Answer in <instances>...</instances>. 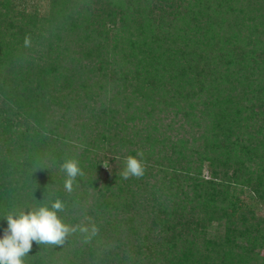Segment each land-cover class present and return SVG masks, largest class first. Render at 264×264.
Here are the masks:
<instances>
[{"label":"trees","instance_id":"obj_1","mask_svg":"<svg viewBox=\"0 0 264 264\" xmlns=\"http://www.w3.org/2000/svg\"><path fill=\"white\" fill-rule=\"evenodd\" d=\"M12 3L0 0V236L10 211L56 200L77 229L62 244L34 241L25 264H264V0H99L74 14L67 1ZM112 27L135 71L87 66L103 64ZM108 82L119 101L146 97L147 116L120 121L102 98ZM163 106L180 126H162ZM137 151L144 176L121 179ZM67 159L83 173L71 191Z\"/></svg>","mask_w":264,"mask_h":264},{"label":"clouds","instance_id":"obj_2","mask_svg":"<svg viewBox=\"0 0 264 264\" xmlns=\"http://www.w3.org/2000/svg\"><path fill=\"white\" fill-rule=\"evenodd\" d=\"M24 44H30L29 37H25ZM60 168L66 174L64 187L71 191L76 177L83 174L79 162L67 159ZM145 170L144 153L137 151L135 155L123 158L119 175L123 180L139 179ZM63 207V203L56 200L51 207L44 205L29 211H10L5 217L7 228L0 236V264H25L23 258L30 252L34 241L37 244H62L66 236L77 230L59 218L58 212Z\"/></svg>","mask_w":264,"mask_h":264},{"label":"rangeland","instance_id":"obj_3","mask_svg":"<svg viewBox=\"0 0 264 264\" xmlns=\"http://www.w3.org/2000/svg\"><path fill=\"white\" fill-rule=\"evenodd\" d=\"M61 1H67L69 4V8H68V14L71 12L72 14L76 13L78 10H90L92 12V10L96 7V3L99 0H73L74 2L71 3L70 1L72 0H61ZM237 5V4H236ZM78 6V8H77ZM81 6V7H80ZM50 7L49 4V0H13L12 6H10L11 9H14L16 12L21 11V10H27L30 11V9H34V8H39L42 9L43 11H47ZM84 10V11H85ZM238 12V14L244 16L243 13H241L242 9H236ZM239 15V16H240ZM228 21L231 22V20L233 19V16H229ZM248 18L244 20L247 21ZM237 21V20H236ZM239 21V20H238ZM237 21V23H238ZM236 23V22H235ZM240 24V23H239ZM229 28V27H227ZM238 29L240 30L239 27H234L232 29V35L233 33L238 32ZM130 29L127 28L126 29V35L130 34ZM97 38H99L97 36ZM92 40V39H91ZM120 38L117 35V32L115 31V28L112 27L110 36H109V41H105V38H100L98 39V43L101 44L100 42L105 41L104 47H103V53L102 56L100 58L103 64H100L99 62H97L99 60V58H95L93 59L90 63H88V67L90 69H94V70H99V68L103 67L102 69L104 71H106L107 73H110V69H114V70H119V69H125L126 71H135L137 69V67L135 66H128L122 59V52H121V48L122 45L120 44ZM92 43H97L96 41L92 40ZM115 58H118V62L115 63ZM97 62V63H96ZM136 77L132 76L131 80L134 82ZM108 92H105V95L102 96V98L105 100L108 98V100H111V107H116L119 108L121 113L117 116H119V120L120 121H126V119L129 118L130 115L135 114L137 117H145L147 116L146 112L150 111L152 106L150 105V101L146 98L141 96V93H137V92H131V90H129V92L127 93V97L128 100H126V98L123 101H119L118 99H114V94L118 93V87L116 88L114 84L108 82ZM126 95V94H123ZM127 101V102H126ZM146 106V110H143ZM143 110V111H142ZM177 109L170 107L169 109L165 108L163 106V110L160 116H162V126H166L169 123H174V127H178L180 126L179 123H181L183 121L182 119V115L176 114ZM71 119V123L70 126L72 130H74V132L72 133V136L74 137L75 135V140L76 142L73 140V142H75L74 144H78V140L77 138L79 137V135L76 134L77 129H79V127L77 126V124L80 122L79 119H73L75 117V114H73ZM138 120V119H137ZM135 120V122L137 121ZM128 123V122H127ZM130 130L134 129V126L132 122L128 123ZM178 133V131H176ZM179 134V133H178ZM189 135V134H187ZM247 135V136H246ZM174 136V140H178L180 138L183 139V133L181 135H176L175 131L173 133ZM244 137V141L241 144V146H239L240 149H250V141L248 139V134H243ZM181 139V140H182ZM80 144V142H79ZM84 147V146H83ZM160 149V148H159ZM161 150V149H160ZM81 151V150H80ZM163 151V150H162ZM169 151V149L167 150ZM256 161L252 162V161H248L247 163V167L249 168V172L252 173V175H256V172H258L260 170V168L258 167V159L260 158V153L256 156ZM107 162L104 163V169L107 168ZM106 166V167H105ZM105 171H102V178L106 179V173H104ZM206 175H208L207 173H205ZM244 198H248V197H244ZM246 202H249L246 200ZM246 206V203H245ZM244 206V210L245 213H247L249 210H255L254 208L251 207H245ZM255 214L257 217L261 218L264 217V207L261 206L260 209H256L255 210ZM260 255H262V257H264V248L261 249V253Z\"/></svg>","mask_w":264,"mask_h":264}]
</instances>
